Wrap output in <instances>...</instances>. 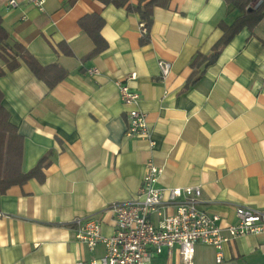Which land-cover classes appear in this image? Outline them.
<instances>
[{
	"label": "crops",
	"instance_id": "crops-1",
	"mask_svg": "<svg viewBox=\"0 0 264 264\" xmlns=\"http://www.w3.org/2000/svg\"><path fill=\"white\" fill-rule=\"evenodd\" d=\"M8 1L0 0L8 45L20 44L41 66L58 64L66 77L48 89L20 60L9 71L0 59L1 105L22 137L21 170L47 161L42 182L30 179L0 194V264L100 258L103 247L80 244L72 222L92 217L103 236L111 235L110 206L135 196L148 161L162 168L157 188L198 187V209L217 215L222 228L235 223L236 207L264 212V19L237 33L186 86L191 58L210 54L222 35L219 23L230 25L238 16L223 0L155 7L144 45L138 15L124 7L44 0L39 11L20 0L11 8ZM91 15L103 20L99 36L106 48L85 58L93 44L80 21ZM161 61L170 68L165 78ZM130 73L136 78L127 84L139 95L152 147L125 136L117 82ZM221 253L216 263L212 245L198 243L192 264H264V234L235 238ZM152 264L182 263L174 249L163 248Z\"/></svg>",
	"mask_w": 264,
	"mask_h": 264
},
{
	"label": "built area",
	"instance_id": "built-area-1",
	"mask_svg": "<svg viewBox=\"0 0 264 264\" xmlns=\"http://www.w3.org/2000/svg\"><path fill=\"white\" fill-rule=\"evenodd\" d=\"M39 11L44 0H20ZM15 0L8 1L14 8ZM160 74L165 78L169 64H158ZM88 74H97L96 69ZM136 78L135 73L126 74L117 82L119 98L125 108V136L143 139L149 147L154 145L150 138L146 116L137 109L139 95L128 87V82ZM145 171L135 196L123 203H114L110 211L114 217V231L103 236L97 219L92 217L75 219L76 240L87 249L97 245L103 247V255L90 261L78 260L75 264H152L153 258L166 248L178 255L182 264H192L194 247L201 243L215 249V262L222 259L224 244L246 235L264 234V212L248 207H236L235 223L224 228L218 224L217 215H208L198 209L200 189L198 187L165 188L156 187L162 168L151 161ZM173 212L169 213L168 209Z\"/></svg>",
	"mask_w": 264,
	"mask_h": 264
},
{
	"label": "trees",
	"instance_id": "trees-1",
	"mask_svg": "<svg viewBox=\"0 0 264 264\" xmlns=\"http://www.w3.org/2000/svg\"><path fill=\"white\" fill-rule=\"evenodd\" d=\"M76 0H68L67 4L72 5ZM103 5H112L116 8L124 7L126 11L136 13L139 21L142 23V37L140 44L144 45L149 41V31L152 24V12L155 7L165 8L169 0H136L135 5L130 4V0H96ZM238 12L236 19L230 24L219 23L222 32L220 39L212 46L211 53L203 55L196 53L191 58L190 67L191 76L186 86L195 84L206 67L213 64L220 54L221 49L226 46L231 39L242 29L251 31L262 19H264V0H257L259 3L252 9L250 3L256 0H223ZM103 25V20L99 16L91 15L86 20L80 21L82 31L90 38L93 49L85 58L93 57L106 48V43L99 33ZM9 36L3 29L0 18V59L5 63L7 70L15 69L20 60L24 63L30 72L48 89L54 88L66 77V71L58 64L48 66L39 65L26 49L20 44L14 42L8 45ZM264 45V40H261ZM59 47H62L60 44ZM70 55V51H66ZM4 71L0 69V77ZM22 160V137L17 133L14 126L8 120V115L1 105L0 93V194L14 185H22L30 179H36L39 182L44 180L43 170L47 166L46 158H42L28 172L21 170Z\"/></svg>",
	"mask_w": 264,
	"mask_h": 264
}]
</instances>
